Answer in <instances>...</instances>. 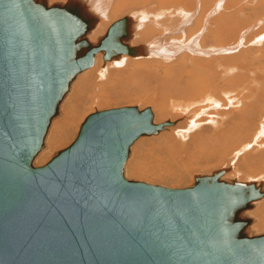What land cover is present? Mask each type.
<instances>
[{"label": "water", "instance_id": "1", "mask_svg": "<svg viewBox=\"0 0 264 264\" xmlns=\"http://www.w3.org/2000/svg\"><path fill=\"white\" fill-rule=\"evenodd\" d=\"M30 2L44 12L63 8L56 3L47 6L45 0ZM9 7L0 0V11L5 14L4 21L0 19V34H9L0 43V264H177L172 245L177 247L179 239L202 260L205 256V263H214L216 252L229 242L245 251L252 249V254L255 246L263 245L264 232L247 234L245 228L252 218L240 214L264 196L261 183L225 180L221 176L227 168L194 175L193 182L182 187L125 176L130 146L138 138L158 134L175 123H154L149 106L124 105L90 112L68 145L45 163L34 165L74 76L93 64V56L101 48L106 59L137 54L140 49L126 42L112 48L102 43L91 45L83 38L88 57L61 79L53 72L46 76V84L54 78L56 90L38 122L35 140L29 143L19 131V122L25 120L15 114L21 108L12 107L4 97V78L10 81L8 77L23 73L21 84L30 90L45 83L42 70L29 65L26 57L11 65L6 58L1 60L11 47L19 49L24 41L22 33L13 32L19 28V14L12 4ZM76 8L81 11L82 6ZM88 16L91 23L93 18ZM117 24L110 26L103 40ZM83 28L82 33L85 25ZM124 36L131 37L129 28ZM56 44L57 35L51 34L44 48L47 68L52 71L59 67L52 59L58 56ZM93 172L100 176L99 184L108 185L112 180L113 199L97 196L88 180ZM211 234L217 243L210 241Z\"/></svg>", "mask_w": 264, "mask_h": 264}, {"label": "bare ground", "instance_id": "2", "mask_svg": "<svg viewBox=\"0 0 264 264\" xmlns=\"http://www.w3.org/2000/svg\"><path fill=\"white\" fill-rule=\"evenodd\" d=\"M146 1L147 0H139V2H141L143 4V6L134 10L133 7L131 6V3L134 2L133 0H129V2H128V0H117V1L116 0H45V3L47 4V6H49L50 4L56 3L60 7H63V8H61V10H58V12H55V11L44 12L37 7L34 8L33 5L31 4L30 0H1L2 4H5L6 6H8V8H10L9 6L12 4V8H15V10H17V12L19 14V18H18L19 21L17 23V26H19V28L13 32L14 33L20 32L24 36V38H23L24 41L21 40V44H20L21 46L19 47V49L11 47L8 50L9 51V53H8L9 57L8 56L3 57L4 55H6V54H3L1 56V57H3V58H1V60L6 58L4 61H6V63L11 65V64H15L14 60H16L17 62H20L21 60L25 61L26 59H24V58L26 57L27 58L26 61H27V63H29V65L33 64V65H35V68L38 67L42 70V74H43L42 79H43V82L45 83L44 84L45 86H43L41 88H39V85L38 86L34 85L33 89L30 90V89H28V87L21 84V82L23 83V80L21 79L20 75H23V73H17L15 75H12L11 77H8L11 82L9 80H7L6 78H4V86L6 87V89L4 88L3 94H4L5 99L8 100L10 104H13L12 107L15 105L18 108L19 107L21 108L18 110V112L16 110L15 114H17L19 118L25 120V121L19 122V131H20L22 137L24 138V140L26 142L32 143L33 140H35L37 129H38V122L42 118V114H44L46 107H48L50 105V103L52 101V97H53L55 90H56V87H54V85L56 84L54 78L52 77V80L49 81L48 84H46V81H45L46 76H51V72H53L55 74V76H54L55 78L59 76L61 79V77L68 70H70L71 67L76 66L79 62L81 63L82 60H84L88 57V51H87L88 49L86 48L87 43H85V41H83V38H86L88 40V43H90L91 45H98L99 43H102L101 45L109 46L111 48L114 45L120 44L121 42H126L130 46H138L140 51H138L137 54H131L130 55V54L122 53V54L118 55L117 57L113 56V57L107 58V59L110 60L112 62V64L115 63L116 65H122V63L125 65L128 61L132 60L131 62L134 63L133 69L139 70V68H137V67H142L141 70L144 69L146 73L152 72L153 74L157 75V77L159 75L161 76V78H160L161 80H159L157 83V87H160L161 90L159 88L158 93L155 92L156 93L155 97H158V99H159V103L157 106L159 107V111H160L159 115L160 116L167 113V111H166L167 107H170L174 111L189 110L188 108L191 106V104L194 103L193 101H191V99L190 100L186 99L188 101H182V100L177 101L176 99H180V97L178 98V96H180L182 93H184L186 95L190 94V97L192 94L196 93L197 89L189 88V87L190 86L192 87V86H194V84H197L199 82H200V84H202L201 83L202 81H203V83L205 81L208 82L212 68H210L207 63H204V61L195 60L193 57L192 58L191 57H185L183 59L182 57L184 55L182 54L181 57H179V55H181V52L184 50H188V51L194 52V53L196 51V52H200L201 54L206 53V55H207L208 53H210L216 49H212V48L209 49L210 48L209 46H208L209 48L204 47V46L209 45L210 43H213V42L217 43V41L219 39H221L220 38L221 36L219 37L218 40H216V37L211 36V38H204L201 41H199L200 33H198L199 35H197V34L193 35L192 39L190 38V41H188V40L183 41L182 38L176 39L175 36L173 37L171 35L176 34V33H181V35H183L186 31H192L187 26L188 23L192 24V22H193L191 20L192 14L189 11L184 12L183 11L184 6L180 7V5H179V6L167 8L166 10H161V9H159V7H156V9H155L154 5H149V6L144 5V3ZM154 1H156V0H151V2H154ZM160 1L161 2H167V1L170 2V0H160ZM221 1H223V0H218V2H215L216 3L214 5L215 7L213 6L214 8H212L211 10H213V11L215 9L219 10V8L223 6L222 5L223 2L221 3ZM238 1L239 0H236V2H238ZM243 2H244V4H246V2H247V4L250 2L249 3L250 6H255L256 9H254V11L257 13H263L262 19H264V0H244ZM77 4L80 7L82 6L81 11L78 8H76ZM234 5L235 4L232 3L228 7L230 8L233 6V9H234L235 7L241 6L240 4L238 6H234ZM224 7L227 11V8H226L227 6H224ZM243 9L244 8H240L239 10L236 9V12H233V13L235 15H237L236 13L240 12V10H243ZM233 11H235V10H233ZM86 14L90 15L93 18V20H91V23L89 20V16ZM227 14H228V11H227ZM4 15L5 14L3 13V10L0 11V19L2 20V22L4 21L3 20ZM226 16H228V15H226ZM226 16L224 18H221L220 22H222V23L224 22L226 25H227V21L232 20L234 22L232 24V27L229 30H226L225 36L230 35V34H235L237 32L239 25H242L241 23L243 21L238 20L237 19L238 17L235 20H233L231 18L232 16H230V15L227 17V19H225ZM151 18H153V19H151ZM210 18H212V17H210ZM199 20H200V18H199ZM217 20H213L210 23V25L212 24L211 27H215V28L219 27L216 32H218V30L220 28H222L220 25L221 23H219V21H217ZM107 21H109V23ZM150 21L153 22L155 25L152 26ZM258 21L257 22L255 21L256 23H252V24L246 26L244 28V32L247 34V32L249 30L254 28V25L259 24ZM115 22L118 24L116 25V27L114 28V30L112 31L110 36H107L103 40L102 39L103 36L106 34V32L108 31L110 26H112V24ZM196 22H193V25L196 24ZM84 25H85V32L82 33L81 30L84 29L83 28ZM87 25H88V27H87ZM156 27L162 28V31L158 30ZM126 28H129L131 30V37L130 38H126L124 36L126 34ZM193 28H195V25ZM138 30H140V31H138ZM216 32H214V30L211 31L212 35H214ZM244 32L242 33V36H240V37L244 36L243 35ZM51 34L57 35V44H56L57 50H56L55 55L58 53V56L57 57L53 56L52 59H56L54 62L56 64L57 63L59 64L58 69L53 70V71L51 68H47V66L49 64V60L47 57V50H46V52H44L46 41L48 40V38ZM208 34H209V31H208ZM114 35L118 36V37H114ZM8 36H9V34L6 33V31L4 33L0 34V43H2V40L8 39ZM185 39H186V37H185ZM32 40L34 41V43ZM238 45H239V42H238ZM238 45H236V46L233 45V47H226V48L224 47L221 50L219 49V51H217V52H224V51L227 52L228 50H231V48L232 49L236 48V51H237ZM85 48L87 49L86 52L83 54L81 53L82 56L81 55L78 56L80 54V52H83L82 50ZM20 49H22V50H20ZM100 50L104 51V49H102V48ZM100 50H98V51H100ZM112 50H114V48ZM213 52H215V51H213ZM98 54L100 56L103 55V53H98ZM104 54H105V51H104ZM74 55H76V56H75V59L73 60ZM97 56L98 55L96 53L93 56V61L95 60V57H97ZM176 56H178L177 58L179 59V60L177 59L178 60L177 62L175 60L171 64H165L164 63V61H168L171 59L174 60V58ZM188 56H191V55H188ZM211 56H213V55H211ZM149 58H153V59H149ZM144 60L149 61L148 64H152L156 70H149L148 67H144V65L146 64L144 62ZM237 61H238V59H237ZM254 62H252V64H254ZM218 63H219V61H218ZM194 65H196V66L197 65H201V66L205 65L207 70H210V69L211 70H210V72H208L209 74L204 75L203 71H202L204 66L202 69L197 66L198 69L201 70L200 74L197 77H195L193 80H190L187 78L184 80L182 71L185 70L187 73H189L190 72V66L192 67ZM258 65H259V63H258ZM102 66L105 69L104 64ZM250 66L248 65L247 69L250 71V73H254V70L251 69ZM221 67H223V64L221 65ZM235 68H237V67H235ZM29 69H31L30 71H32V68H29ZM86 69H88V68H86ZM104 69L99 68L98 72L101 75H103L105 72ZM217 69H218V66H217ZM237 70H239V68ZM260 70H262V68ZM225 72L227 74L228 73L231 74V72L233 73V68L228 67V68H226ZM227 74L224 73L223 76H225V75L227 76ZM240 76L242 78L244 77L241 73V75L239 74L238 76L235 77L237 79L236 81L239 80ZM86 79H87L86 76H82V79L80 80V82H78V81L75 82V80H73L72 82L74 84L71 85L72 89H71V87H70V90L67 88L69 92L71 91L73 96H69V95L67 96L66 95L67 98L65 100L68 102L69 101L74 102V106H73V108L75 107L74 118L76 117V115L78 113V107L83 102V98H82L83 95L82 96L80 95L81 94L80 91H82L83 88L80 89L78 84L80 85V83L86 82ZM190 82H192L193 84L191 83L192 85H190ZM225 82H227V81H225ZM210 83H211V85H214V87H215V88L208 87L211 91L210 93H214L215 95H217L216 93L222 94L226 99H228V101L230 102L229 104H231L232 107L235 109L233 110L234 111L233 113L231 112L229 114L223 113L221 115V114L217 113L218 114L217 116H215V117L212 116V118L209 120L210 123L215 127V130L212 133L213 138L211 140H209V143L211 144V147H210L211 150L209 151L208 154L206 153L207 155L213 154V153L217 154V152H215V150L218 149V147H219V149H218L219 151L220 150L222 151V149H223L224 151H222V152H226L228 150V148L226 147V146H228L227 144L231 145L233 141L236 142V140H235L236 136H240V134H243V132L246 131L248 129V127L251 125V121L254 120V118H251V114L254 115V117H255L256 114L257 115L261 114L263 112L262 109H264L262 107V105L260 104L262 101V98H264V84H262L261 87L257 90V94H254L255 96L251 101L242 102L238 99L239 95L237 97L235 94L236 88H238L237 87L238 82H236L234 84L235 89H231L232 87L224 89L225 86L223 88V85L221 83L214 84L212 82V80ZM258 83L259 82L257 81V84ZM17 84H19L20 87H18ZM225 84H227V83H225ZM258 86H259V84H258ZM240 89H241V87H240ZM243 91H245V90H243ZM249 93H250V91H249ZM167 94L176 95V99L174 97H172V98L166 100L167 101L166 102L164 98ZM205 94L207 95L208 93H205ZM208 95L209 96H207L206 102H208L209 104L211 103L210 104L211 106L213 105L214 107H218L219 105L221 106L222 104L225 105L224 104L225 102L223 103L222 99H220L222 101L221 102V101H219V99L217 100L214 95H212V94H208ZM212 97H214V98H212ZM246 97L247 96H245V99H246ZM219 98H221L220 95H219ZM88 100H89V98H88ZM223 100H225V99H223ZM62 101L59 104V106L61 107L60 114L58 113V115H59L58 117H56V115H55L54 117H56V118H54V117L52 118L51 124H53V125H52L51 129H48L49 131H47V134H51L53 136L57 135L59 130H60L59 123L64 119V117L66 118V115L63 112V110L65 109L66 106H65V102L62 103ZM166 103H168V104L166 106H164ZM12 107H11V109H13ZM240 108H242V109H240ZM68 111H69V108H68ZM58 112H59V107H58ZM189 113H188V115H189ZM213 115H215V114H213ZM197 116L198 115L195 112H191V114L189 115V123H188L187 129H184L183 131H180L177 129L176 134H177V136H179V138L181 140H184L186 138V136L189 134L186 132L191 131V130L193 131L194 128L198 127V125L200 123H199V121L195 120L197 118ZM218 116H219V118H218ZM261 119L264 121V116L261 117ZM64 124H70V120H68V116L66 119H64L63 125L60 124L61 127L65 126ZM49 126H51V125H49ZM258 133H259V131H258ZM244 134H245V132H244ZM258 136L259 135H256L253 138L252 143L241 144V146L239 147V150L237 149L238 151L234 152V156H236L242 150L249 148L253 143L256 142ZM53 138L54 137H52V141H53ZM256 144H257V142L255 143V145ZM235 145H237V144H235ZM259 146H261V145H259ZM263 146H264V144H263ZM206 149H207V147H206ZM229 149H230V147H229ZM52 150H53V148H49L46 150V151H48L46 153L49 154V153H51ZM206 151H204V152H206ZM219 151H218L219 156H222L225 154V153H221V151L220 152ZM200 152H202V150ZM187 153H189V152H187ZM194 157L196 158V155ZM179 158H181V157H179ZM175 161H176V159H175ZM182 162H184V159L182 160ZM190 162H192V161H190ZM261 162H262V160H261ZM175 165H177V164H175ZM180 165H182V168H181L182 172L179 173V176L177 175V177H178L177 179L183 178L188 173V168H189L190 164L181 163ZM164 166H166V165H164ZM155 167H158V166H155ZM166 167H168V166H166ZM170 178H171V175H170ZM256 179L257 178L252 177L251 179H249L248 182L256 183L257 182ZM259 179H261V182H262L264 180V175H260ZM88 180H89L90 185H92L94 187L95 193L98 194L97 196L99 198L105 199V200L113 199L114 189H113L111 177H110L111 181H109L108 185H104L103 183L99 184L100 176L98 174H96L95 172H93L92 174L89 175ZM263 185H264V183H263ZM263 185H262V187L264 188ZM102 188L106 189L107 192ZM98 190H99V192H98ZM260 200L261 201L257 202L256 206L252 209V211H250L251 212L250 214H251L252 219L254 221V224H253L254 228L251 226L252 229L249 231L250 233L252 231L255 232L257 230L256 228H259L258 230L262 229L261 226L264 225V196L262 198H260ZM253 202H256V201H253ZM211 210H213V208ZM217 210H218V208L216 209V212H217ZM248 211H249V209H248ZM243 213L247 214L246 212H243ZM248 226H250V224ZM247 229H249V228H247ZM218 232H220V231H218ZM218 232L216 233L217 236L219 234ZM214 238L215 237H213V235L211 234L210 235V239H211L210 241L212 243H217L218 241L216 240L217 242H215ZM176 244H177V247L174 245H172V247L175 248V250L173 251V254H177V256H178V258L176 259L177 264H214V263L215 264H264V243L262 246H260V245L255 246V248H253L254 253L252 254L251 253L252 249L249 251H245V250L241 249L240 247H238L236 244H231L229 242L228 246H224V248L221 247L222 249L220 248L216 252L217 259H215L214 263H211V262L205 263V256L203 255L204 260H202V258L199 257V254L197 253V251L194 250L189 245H187L182 239H179L178 241H176ZM168 248H169V246H168Z\"/></svg>", "mask_w": 264, "mask_h": 264}, {"label": "rangeland", "instance_id": "3", "mask_svg": "<svg viewBox=\"0 0 264 264\" xmlns=\"http://www.w3.org/2000/svg\"><path fill=\"white\" fill-rule=\"evenodd\" d=\"M133 1L134 2L131 3V6L133 7L134 10L143 6V4L139 2V0H133ZM159 1L160 0L151 2V0H147L144 3V5H148V6L154 5L155 9L156 7H159V9L161 10H166L167 8H171V7H175L179 5L180 7L184 6L183 11L184 12L189 11L192 14L191 20L193 22L197 21L196 24H194L195 28H193L194 27L193 22L192 24L188 23L187 26L192 31H186L183 35H181V33H176V34L171 35L173 37L175 36L176 39L182 38L183 41H187V40L190 41V38L192 39V36L195 34L199 35L198 33H200L199 41H201L204 38H211V36L216 37V40H218L219 37L221 36L220 37L221 39H219L217 43L213 42V43H210L209 45L204 46L207 48L210 47L209 49L211 48L216 49V50H213L215 52L212 51L206 55V53L201 54L200 52H196V51L194 53L188 50H184L181 52V55H179V57H181L183 54L184 55L182 57L183 59L185 57H191V58L193 57L195 60L204 61V63H207L208 66L212 68L208 82L205 81L203 83L202 81L201 82L202 84H200L199 82L197 84H194V86L189 87V88L197 89L196 93L194 94L191 93L192 94L191 97H190V94L186 95L184 93L178 96V98L180 97V99H176V95H173V94H167L165 96L164 98L165 101L172 97H174L177 101L178 100L188 101L191 99V101H193L194 103L191 104V106L188 108L190 111L189 110L174 111L170 107H167L166 108L167 113L160 116L159 107L157 106L159 103V99L158 97H155L156 95L155 92L158 93V89L160 88V87H157V83L159 80H161L160 79L161 76L159 75L157 77V75L153 74L152 72L146 73L144 69L141 70L142 67H137L139 68V70L133 69L134 63L131 62L132 60L128 61L125 65L123 63L122 65H116L115 63L112 64L110 60L104 58V51L100 50L98 53H103V55L100 56L97 53L98 56L95 57L93 64L90 67H88V69L77 73L74 76V78L71 80V82L69 83L70 85L68 86V89L70 90V87L72 89L71 85L74 84L72 82L73 80H75V82L76 81L80 82V80L82 79V76H86L87 78L86 82L80 83V85L78 84L80 89L83 88V90L80 91L81 92L80 95L81 96L83 95L82 96L83 102L78 107V113L76 117L74 118V112H75V107L73 108L74 102L73 101L68 102L65 100L68 95L73 96L71 91L69 92L67 89L66 92L63 94L61 101L63 100L62 103L65 102L66 107L63 110V112L66 115V118L68 116V120H70V124H64L66 127L65 126L61 127V125H63L64 123V119H66L64 117V119L59 123L60 130L57 135L53 136L51 134L46 133V136L44 138V144L41 150H39L38 153L36 154L33 164L39 165V164L45 163L59 149L68 145L76 136L81 122L84 120L86 115H88L90 112L103 109V108L118 107V106H124V105H136L139 109L149 106L153 113L154 123L162 122L165 120L175 121V123L163 127L162 130H160L158 134L138 138L130 146V152L128 155V159L126 160L124 164V173L127 178L144 180L147 182L158 183V184H162V185L170 186V187H182V186L190 185L193 182L194 175L210 174L213 170L227 168V171L221 176V178L225 180L229 181L231 179H236L239 181L248 182L249 179L253 177V178H257L256 184L261 183V185H263L264 180L261 182V179H259V176L264 175V146H263L264 144V121L261 119V117L264 116V109H262L263 112L261 114L259 115L256 114L255 117L254 115L251 114V118H254V120L251 121V125L248 127V129L244 131L245 134L243 132V134H240V136H236V139H235L236 142L232 140L233 142L231 145L227 144L228 146L226 147L228 148V150L226 149L227 150V151L225 150L226 152H222L224 151L223 149L222 151L220 150L221 153H225L224 155L219 156L218 146H217L218 149L215 150L217 154L213 153V154L207 155L209 151L211 150L210 148L211 144L209 143V140L213 138L212 133L215 130V127L210 123L209 120L212 118V116L213 117L217 116L218 115L217 113L221 115L223 113L229 114L231 112L233 113L234 112L233 110L235 109L232 107L231 104H229L230 102L228 101V99H226L222 94L216 93L217 95H215L214 93H210L211 91L208 87L215 88L214 85H211L210 83L211 80L214 84L221 83L223 85V88L225 86L224 89L231 88V87H232L231 89H235L234 84L238 82L237 87L239 89L236 88L235 94L237 97L239 95L238 99L242 102L251 101L255 96L254 94H257V90L261 87L262 84H264V72H263L264 71L263 70L264 69V19H262L263 13L255 12L254 11V9H256L255 6H250L249 4L250 2L248 4L247 2L246 4H244L243 2L244 0H241V1L239 0L238 2H236V0H223L221 1V3L223 2L222 4L223 6L220 7L219 10L215 9L216 11L215 10L213 11L211 9L215 7L214 6L216 4L215 2H218V0H170V2L169 1L159 2ZM232 3L235 4L234 6H238L239 4L241 5L240 7L239 6L235 7L236 9L238 10L240 8H244V9L240 10V12H237L236 13L237 15H235L233 12H236V9L235 8L233 9V6L230 8L228 7ZM224 6H227L226 8H227L228 14ZM226 15L232 16L231 18L233 20H235L238 17L237 18L238 20L243 21L241 23L242 25H239L237 32L235 34H230V35L225 36L226 30H229L232 27V24L234 22L232 20L230 21L226 20L227 25L224 22L223 23L220 22V19L224 18ZM228 16H226L225 19H227ZM213 20L219 21L223 29L220 28L218 32H216L219 27H216V28L211 27L212 24L210 25V23ZM255 21L256 22L258 21L259 24L254 25V28L249 30L246 34L244 32V28L252 23H256ZM107 22L109 23V21ZM150 23L152 26L155 25L151 21ZM156 28L162 31V28L160 27H156ZM212 30L216 32L214 35H212L211 33ZM208 31H209V34H208ZM243 32H244L243 34L244 36L240 37L242 36ZM114 37H118V36L114 35ZM238 42H239V45H238ZM233 45L235 46L238 45L237 46L238 52L236 51V48L235 49L231 48V50H228L227 52L225 51L217 52L219 51V49L221 50L224 47L225 48L233 47ZM86 48L83 49L82 50L83 52H80L78 56L80 55L82 56V54L86 52L87 50ZM188 55H191V56H188ZM177 57L178 56H176L174 60L171 59L168 61H164V60L163 61L165 64H171L173 63V61L176 60L177 62L179 60ZM149 59H153V58H149ZM144 62L146 63L144 67H148L149 70H156L152 64H148L149 61L144 60ZM252 62H254V64H252ZM103 64L105 66V69L102 66ZM222 64H223V67H221ZM248 65L249 66L251 65L250 68L254 70V73H250V71L247 69ZM197 66L200 67L201 69L204 66L205 69L204 68L202 69L204 75L209 74L208 72H210L211 70V69L207 70L205 65H202V66L197 65ZM197 66L196 65L192 67L190 66L189 73H187L185 70L182 71L184 80L186 78L193 80L195 77H197L200 74L201 70H199ZM217 66H218V69H217ZM228 67L233 68V73L231 72V74L229 73L227 74L225 72L226 68ZM99 68H103L105 70L103 75H101L98 72ZM238 68L239 70H237ZM261 68L262 70H260ZM224 73L227 74V76L226 75L223 76ZM241 73L244 77L242 78L240 76L239 80L236 81L237 79L235 77L238 76L239 74L241 75ZM257 81L259 82L258 83L259 86L257 84ZM191 83L192 82H190V85L193 84ZM205 93L214 95L217 100L219 99V101H221L220 99H222L223 103L225 102L224 103L225 105L222 104L221 106L219 105L218 107H214L213 105L211 106L210 105L211 103L209 104L208 102H206V98L209 95L208 94L206 95ZM219 95L221 98H219ZM245 96H247L246 99H245ZM59 104H58L59 112H57L56 117L59 116L58 113L60 114V111H61V107L59 106ZM167 104L168 103H166L164 106H166ZM260 104L264 108V98H262V101ZM68 108H69V111H68ZM191 112H195L198 115L195 120L199 121L200 124L198 125V127L194 128L193 131L191 130V131L186 132L189 134L186 136L184 140H181L179 136H177L176 134L177 129L180 131L187 129L188 123H189V115L191 114ZM50 125L51 126H49L50 128L48 127V129H51L53 124H51L50 122ZM48 129L47 131H49ZM256 135H259L256 140L257 142L256 145H255L256 143L255 142L249 148L242 150L236 156H234V152L239 150V147L241 146V144L252 143L253 138ZM52 137H54L53 141H52ZM258 144L261 146H259ZM49 148H53V150L51 151V153L47 154L46 152L48 151L46 150ZM201 150L202 152H200ZM202 154L203 155L205 154V155L203 156ZM195 155H196V158L194 157ZM178 156L181 158H179ZM183 159H184V162H182ZM181 163H184V164L186 163L190 165L188 168V173L183 178L177 179L178 178L177 175L179 176V173L182 172L181 171L182 165H180ZM155 166H158V167H155ZM170 175H171V178H170ZM260 201L261 200L258 199L256 200V202H253L251 204V207L248 208L249 211L248 209L245 211L242 210L243 212H246L247 214L241 212L242 213V214L240 213L241 216H249L250 218H252L250 211H252V209L256 206L257 202H260ZM249 224L250 226H248ZM249 224L246 227V229L247 228L249 229L247 230L245 229L246 232L248 231L247 234L254 235V234H259V233L264 232V225H263L261 226L262 229L258 230L259 228H256L257 232L252 231L250 233L249 231L252 229V227L254 228L253 219L251 220Z\"/></svg>", "mask_w": 264, "mask_h": 264}]
</instances>
